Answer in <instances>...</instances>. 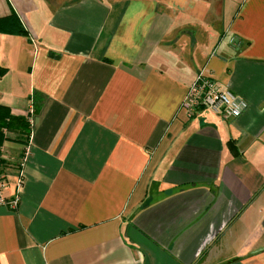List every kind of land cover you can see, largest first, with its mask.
<instances>
[{"label": "crops", "instance_id": "crops-1", "mask_svg": "<svg viewBox=\"0 0 264 264\" xmlns=\"http://www.w3.org/2000/svg\"><path fill=\"white\" fill-rule=\"evenodd\" d=\"M12 11L26 32H0V104L34 113L20 188L25 145L0 143L19 198L0 264H264V0H0ZM202 68L241 116H186Z\"/></svg>", "mask_w": 264, "mask_h": 264}, {"label": "built area", "instance_id": "built-area-1", "mask_svg": "<svg viewBox=\"0 0 264 264\" xmlns=\"http://www.w3.org/2000/svg\"><path fill=\"white\" fill-rule=\"evenodd\" d=\"M181 107L188 118L194 116H209L215 119L231 121L241 116L248 107V102L231 92L228 88L222 87L215 78L202 68L187 91L181 102ZM34 110L29 107L26 111V118L31 122ZM29 154V144L25 145L21 156L13 165L16 168L17 178L15 185L22 186L23 166ZM6 160L0 155V206H7L15 209L18 205V195H5L7 186V172L5 171Z\"/></svg>", "mask_w": 264, "mask_h": 264}, {"label": "trees", "instance_id": "trees-1", "mask_svg": "<svg viewBox=\"0 0 264 264\" xmlns=\"http://www.w3.org/2000/svg\"><path fill=\"white\" fill-rule=\"evenodd\" d=\"M0 32H9L16 34H24L26 28L23 26L17 14L12 11L9 15L0 17ZM5 72L4 68H0V76ZM12 131L16 135L17 141L27 145L30 140V126L24 117L12 115L9 113L7 106L0 104V143L6 139L3 130Z\"/></svg>", "mask_w": 264, "mask_h": 264}, {"label": "rangeland", "instance_id": "rangeland-1", "mask_svg": "<svg viewBox=\"0 0 264 264\" xmlns=\"http://www.w3.org/2000/svg\"><path fill=\"white\" fill-rule=\"evenodd\" d=\"M39 4V3H38ZM17 162V161H16ZM14 164V163H13ZM10 165H9V163L8 162H6V167H9Z\"/></svg>", "mask_w": 264, "mask_h": 264}]
</instances>
